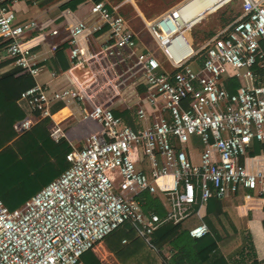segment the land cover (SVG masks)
<instances>
[{"label": "built area", "instance_id": "built-area-1", "mask_svg": "<svg viewBox=\"0 0 264 264\" xmlns=\"http://www.w3.org/2000/svg\"><path fill=\"white\" fill-rule=\"evenodd\" d=\"M16 1L0 0V45L7 56L39 74L32 49L61 35L54 25L62 19L64 36L51 50L66 46L71 62L65 87L36 83L22 93L31 114L15 124L17 133L49 118L51 137L61 141L65 117L56 114L66 108L100 129L71 150V166L25 204L9 209L0 196V264H80L126 224L149 240L165 223L178 224L197 206L242 186L264 196V167H255L258 156L251 154L259 141L264 155V80L254 82L264 71V0H239L241 16L199 50L181 33L187 52L179 59L169 50L178 34L164 40L159 30L175 11L152 22L149 29L171 69L104 0H91L85 17L64 7L55 18L25 21L17 20ZM236 1L217 0L216 9ZM227 74L242 80L236 91L225 84ZM121 106L135 114L137 127L115 114ZM195 139L203 145L198 160ZM148 195L166 199L165 216L145 208ZM209 231L202 223L190 233L199 238Z\"/></svg>", "mask_w": 264, "mask_h": 264}, {"label": "trees", "instance_id": "trees-1", "mask_svg": "<svg viewBox=\"0 0 264 264\" xmlns=\"http://www.w3.org/2000/svg\"><path fill=\"white\" fill-rule=\"evenodd\" d=\"M204 56L205 53L201 54L199 61ZM35 84L34 76L17 65L0 74V196L9 209L25 204L71 166L67 155L72 146L65 139L55 141L51 138L47 129L49 118L41 120L20 137L17 136L15 124L31 114L27 103L21 98L22 93ZM62 105H56L55 109ZM114 112L123 116L131 126L139 125L135 114L119 109ZM254 148L259 151L261 143L256 141ZM248 190L240 187L229 205L222 203L229 195L211 198L208 213L203 219L194 212L178 224L165 223L149 238L156 249L139 237L130 224L109 235L105 243L122 264H163L162 260L167 261V264H230L228 258L238 251L242 252L243 260L238 264L247 263L248 259L251 260L250 264H264L253 253V245L248 241L244 243L242 234L248 229V218L239 217L236 211L235 201L239 200L238 197L243 198ZM158 202V199L148 195L145 208L159 207ZM159 212L165 215L162 209ZM203 222H206L210 231L202 237H193L191 229ZM124 239L127 241L123 242ZM166 247L171 248L170 257L155 251ZM247 248L252 250V254L244 253ZM86 253L90 254L88 262L103 264L92 250Z\"/></svg>", "mask_w": 264, "mask_h": 264}, {"label": "crops", "instance_id": "crops-1", "mask_svg": "<svg viewBox=\"0 0 264 264\" xmlns=\"http://www.w3.org/2000/svg\"><path fill=\"white\" fill-rule=\"evenodd\" d=\"M104 1L112 7H118L119 11L127 18L129 23H130V20H132V18L128 19V17L125 15L126 10H129L130 8H134L140 11V14H139L140 21L146 24L147 36L151 38V40L155 39L151 30L149 29V25L152 22L156 21L157 19L162 18L167 13H170L172 11L176 12V10H179L189 5L190 3L194 2V0H104ZM209 4L207 6H210ZM90 6H91V0H43L40 3L18 0L14 3L12 7L16 11L17 20L25 21V20H29L35 17H38L39 19H43V20H46L48 18H55L59 15L61 9H63L64 7H71L76 11L78 16L85 17L90 9ZM202 9H204V7L198 8L196 10L198 11L197 13H199V11H202ZM173 16L171 18L165 19V21L171 20V23H172ZM61 20H58L56 24L54 25V27L60 26V28L62 29L61 35L49 37L47 41H44L36 45L32 49V53L35 56V60L37 61L38 65L42 67V70L39 74L33 75L34 79L36 80V83L51 84L57 88L65 87L70 82L67 69L69 68L71 62L69 59L66 46H63L62 49L55 51V52L51 50V46L55 44L56 42H59V40L61 41L62 37L64 36L65 31H63V29L65 25H64V22ZM228 20H230V18L229 19L227 18L223 24L221 23L220 25L218 24L216 28L220 29L222 25H226L229 22ZM161 30H162V33H166L164 27ZM178 31H181V30L178 29ZM35 34L36 32H29L27 35L31 37ZM140 40L148 48L154 50V48L145 44L141 38ZM155 50H156V53L159 59L165 66L164 61H162L163 59L160 57L162 56L161 52L163 51L162 50L158 51L156 48ZM169 66L172 67V64L169 63L168 67ZM15 67H16V64L13 62V59L8 57L6 52L3 49H1L0 50V74L6 73ZM165 69H169V68L165 66ZM53 72H56L57 75L53 76L52 75ZM257 74H258L259 80L254 81L255 83L264 80V71L262 70L257 71ZM224 82L230 89H237L242 84V80L240 78H238L237 76H231L228 74L224 75ZM118 109L122 111L125 110L132 114L130 110H128L127 108L123 106L119 107ZM69 113L70 111L67 112V111L62 110L61 113L59 112L58 114H56V118L63 119L65 117L64 120H62L64 123L63 126L66 130V137L64 139L70 143V145L72 146V150H73L75 147L83 146L86 142L87 137L92 132L99 130L100 125L95 120L90 119V118H84L79 113H76L74 115H71ZM47 129H48V125H47ZM21 135L18 134L17 136L20 137ZM193 143L194 144L192 145V152L194 153L193 155L195 159L198 160L199 152L203 149V145L201 144L199 139H195ZM254 146H255V143H254ZM254 146L251 149V154L257 155L258 158L254 160L253 164L255 165V167H264V155H262L261 148L259 151L258 150L256 151V148H254ZM251 164H252V159H251ZM147 171H148V174H151V168L148 166V164H147ZM234 194L236 193L229 195L227 198H225L222 201V203L224 205L231 204L232 200L234 199L233 198ZM247 195H250V197ZM156 199H158L159 201L158 204L160 206L159 207L155 206L153 208L160 215L162 214L159 212V210L162 209L163 211H165L164 214L166 215V211H167V207L165 205L166 199L164 197H160ZM238 199L239 200H236L237 202L235 201L237 214L239 215V217L248 218V229L245 230L242 234L244 238L243 241L244 243H247V241L251 243L254 247L253 253L256 255L257 259L259 261H264V196L254 193L251 190H248V192H246L243 198L238 197ZM207 213H208V204L203 205V206H197V215L200 218L203 219L207 215ZM203 223H206V222H203ZM145 240L149 242V245L151 247L153 248L156 247L155 244H153L150 240H147V239ZM239 250H241V248ZM155 251H157L158 254L160 253L164 254L166 257H170L171 255L170 247L162 248V249L155 250ZM93 252L103 264H122L117 259L115 254L111 252V250L107 247L105 240ZM100 252H102V254L104 255V258L101 256ZM244 253L252 254V250L247 248L244 251ZM241 256H242V252L240 251H238V253L237 252L233 253L232 257L228 258L229 263L238 264V262H242L243 260ZM106 258L108 260L107 262L105 260ZM151 260L153 261L152 257H151ZM250 261L251 260L248 259L247 263H244V264H250L251 263ZM233 262H236V263H233ZM162 263L167 264V261L162 260ZM80 264H93V263L92 261L88 262V261L82 260Z\"/></svg>", "mask_w": 264, "mask_h": 264}, {"label": "rangeland", "instance_id": "rangeland-1", "mask_svg": "<svg viewBox=\"0 0 264 264\" xmlns=\"http://www.w3.org/2000/svg\"><path fill=\"white\" fill-rule=\"evenodd\" d=\"M217 0H212L211 3L209 5H215V2ZM214 3V4H213ZM208 3H200L198 5L199 8L201 7H206ZM195 10V9H194ZM194 10H191V12H188L187 21L192 20V18L194 17V14H196L198 11L193 12ZM203 10V9H202ZM202 12V11H199ZM176 13V12H175ZM173 13V14H175ZM140 11L134 9V8H130L129 10H126L125 15L128 17V19L132 18V20H130V23L133 27V29L137 32V34L139 35V37L142 39V41L149 45L152 48H156L158 51H160L159 47H158V43L156 39H152L149 38L147 36V27L146 24H144V22L140 21ZM190 14V15H189ZM242 14V10H241V5H240V1L237 0L235 3L231 4V5H227L224 6L223 8L219 9L218 11L216 10L215 12L209 14V16H206L204 19H202L199 22H195L194 24H187L183 30L178 31V29H176L175 27L172 26L171 20H168L165 22V26L164 29L166 31V33H162L165 34L162 36V38L164 40L168 39V35L172 34V33H176L178 34L175 38V40L172 41L171 45L169 46V50L171 52L172 58L174 59H179L182 57V55H184L187 52L186 46L187 44L184 41L183 38V34L184 33L188 39L191 41V43H193L194 47L196 50L201 49L205 43H207L208 40H210L217 32L218 30H220L221 28L225 27L226 25L232 23L235 19L239 18ZM229 22L226 25H222V27L220 29H217L216 26L220 23L223 24L224 21L226 19ZM190 29V30H189ZM162 56H160L165 63V66L167 68H171V66L168 67L169 62L167 60V57L163 54V52H161ZM174 53V54H173ZM200 59L202 60V58L200 57ZM102 249V248H101ZM101 253V256L104 258V255ZM88 259H90V254L86 253L83 256V261H88ZM106 262L108 261L107 258L105 259Z\"/></svg>", "mask_w": 264, "mask_h": 264}, {"label": "bare ground", "instance_id": "bare-ground-1", "mask_svg": "<svg viewBox=\"0 0 264 264\" xmlns=\"http://www.w3.org/2000/svg\"><path fill=\"white\" fill-rule=\"evenodd\" d=\"M210 1H212V0H194V2L193 3H190V4L187 2L189 5H187V6L184 5L185 7L177 10L176 13L174 14L173 21H172V26H174L176 29L183 30V28L187 24H194L195 22L201 21L206 16H209V14H211V13H213V12H215L217 10L216 9L217 1L215 2V5L206 6L202 10V12H199V13L194 14V17L192 18V20H190V21H187L186 20L187 15H188V12H191V10H194V9L197 10L199 8L198 5L200 3H203L204 2V3H208L209 4V3H211ZM195 10L193 12H196ZM165 22L166 21L164 20L163 21V27L165 26ZM163 27L161 29H163ZM161 29H159L160 30V34H162V30ZM162 35H165V34H162ZM63 111H67L68 112V109L66 108Z\"/></svg>", "mask_w": 264, "mask_h": 264}]
</instances>
